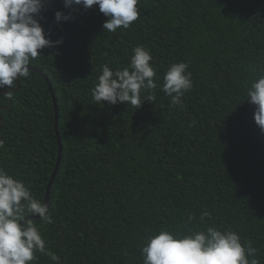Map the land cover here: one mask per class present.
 Returning <instances> with one entry per match:
<instances>
[{
  "label": "trees",
  "instance_id": "trees-1",
  "mask_svg": "<svg viewBox=\"0 0 264 264\" xmlns=\"http://www.w3.org/2000/svg\"><path fill=\"white\" fill-rule=\"evenodd\" d=\"M75 7L57 24L47 6L40 23L63 42L30 64L50 80L62 140L53 223L33 221L46 246L61 264H143L146 235L183 230L189 215L196 220L186 227L202 229L208 211L205 224L237 231L264 264V133L246 100L264 68V0H140L139 20L115 33L102 29L98 7ZM137 45L150 50L158 85L171 63H188L183 107H170L159 87L137 109L93 99L101 65L127 67ZM15 84L0 88L14 91L0 96V167L45 200L58 155L52 94L33 69ZM36 255L34 264H52Z\"/></svg>",
  "mask_w": 264,
  "mask_h": 264
},
{
  "label": "clouds",
  "instance_id": "clouds-1",
  "mask_svg": "<svg viewBox=\"0 0 264 264\" xmlns=\"http://www.w3.org/2000/svg\"><path fill=\"white\" fill-rule=\"evenodd\" d=\"M139 3L140 0H62L68 11L56 10L53 17L59 24L73 18L75 6L84 10L96 6L107 17L102 29L115 33L118 28L129 29L139 20ZM46 10L47 0H0V88H15L17 78L30 77L29 65L42 56L38 50L63 42L46 36L40 23ZM152 59L150 50L137 45L127 67L101 65V74L91 89L93 99L97 104L122 103L137 109L144 101H156L154 90L159 87L170 97V107H183L182 97L193 88L188 63H171L164 72L163 83L158 85ZM257 69L258 75L246 90V100L255 105L253 118L264 133V68L257 65ZM13 93L6 89L0 96L11 100ZM37 214L44 224L53 223L48 202L37 199L21 179L0 167V264H34L36 253L46 256L52 264H61L33 222ZM206 218L211 219L208 211L200 214L202 229L186 227L196 220L189 215L183 230L161 228L146 235L140 247L143 264H258L257 249L250 240L242 242L240 234L231 227L205 224Z\"/></svg>",
  "mask_w": 264,
  "mask_h": 264
},
{
  "label": "water",
  "instance_id": "water-1",
  "mask_svg": "<svg viewBox=\"0 0 264 264\" xmlns=\"http://www.w3.org/2000/svg\"><path fill=\"white\" fill-rule=\"evenodd\" d=\"M47 6L49 8H51L52 10L56 11V10H60V11H68V9L64 8V7H57V6H54L49 0H47ZM30 69H33V70H36L38 71L46 80L48 86H49V89L51 91V94H52V98H53V103H54V107H55V132H56V136H57V139H58V155H57V159H56V162H55V166H54V170L51 174V177L48 181V184H47V187H46V192H45V202H48V205H49V195H50V188H51V185H52V182L57 174V171H58V168H59V164H60V159H61V153H62V140H61V137L59 135V131H58V107H57V99H56V96H55V93L53 91V88H52V85L50 83V80L49 78L44 74L43 71H41L40 69H38L37 67H34V66H31L29 65ZM27 218V217H26ZM33 218H38V214L36 215V217H33Z\"/></svg>",
  "mask_w": 264,
  "mask_h": 264
}]
</instances>
